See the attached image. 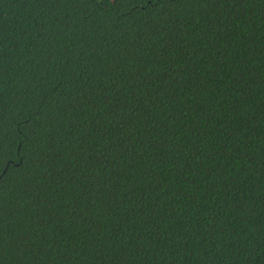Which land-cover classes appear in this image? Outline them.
Instances as JSON below:
<instances>
[{
  "label": "trees",
  "instance_id": "16d2710c",
  "mask_svg": "<svg viewBox=\"0 0 264 264\" xmlns=\"http://www.w3.org/2000/svg\"><path fill=\"white\" fill-rule=\"evenodd\" d=\"M0 264H264V0H0Z\"/></svg>",
  "mask_w": 264,
  "mask_h": 264
}]
</instances>
